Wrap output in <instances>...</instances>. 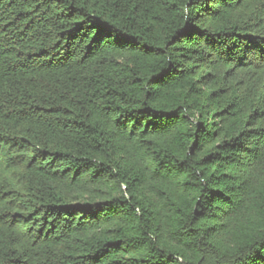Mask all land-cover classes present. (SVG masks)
<instances>
[{"label": "trees", "instance_id": "trees-1", "mask_svg": "<svg viewBox=\"0 0 264 264\" xmlns=\"http://www.w3.org/2000/svg\"><path fill=\"white\" fill-rule=\"evenodd\" d=\"M0 264H264V0H0Z\"/></svg>", "mask_w": 264, "mask_h": 264}]
</instances>
